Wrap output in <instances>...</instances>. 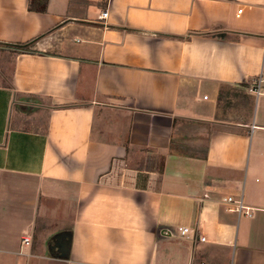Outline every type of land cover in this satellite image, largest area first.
I'll return each instance as SVG.
<instances>
[{
    "label": "crops",
    "instance_id": "0c3cea01",
    "mask_svg": "<svg viewBox=\"0 0 264 264\" xmlns=\"http://www.w3.org/2000/svg\"><path fill=\"white\" fill-rule=\"evenodd\" d=\"M87 4L0 0V264H264V0Z\"/></svg>",
    "mask_w": 264,
    "mask_h": 264
},
{
    "label": "rangeland",
    "instance_id": "374dc122",
    "mask_svg": "<svg viewBox=\"0 0 264 264\" xmlns=\"http://www.w3.org/2000/svg\"><path fill=\"white\" fill-rule=\"evenodd\" d=\"M2 47L6 48L5 46H0V74L3 72L4 73L8 72L10 74V72H9L10 69L9 70L6 69V66L4 64H7L9 66V64L11 62V55L5 54ZM35 115L41 117L42 115H44V113L38 111ZM39 205H40V212L42 214L45 213L46 209H49V211L51 210V212H53L54 215L73 216L74 212L76 210L75 197H73V196H70L69 198L64 197L61 199L53 200L52 202H48L43 198L40 201ZM61 211H63L64 214L60 215L59 212H61ZM62 222H63L62 220H54L53 221V225L50 228V230L53 232V234H57L60 231V229L63 227ZM46 223H47L46 220H42V219L40 220L38 229L36 230V232H34L36 239H40L44 236L46 228L48 227V226H45V225H48ZM66 224H67V222H66ZM45 236H46V234H45Z\"/></svg>",
    "mask_w": 264,
    "mask_h": 264
},
{
    "label": "trees",
    "instance_id": "16d2710c",
    "mask_svg": "<svg viewBox=\"0 0 264 264\" xmlns=\"http://www.w3.org/2000/svg\"><path fill=\"white\" fill-rule=\"evenodd\" d=\"M89 0H70V3H80L87 6ZM49 0H29V9L30 10H37V11H46L48 8ZM43 36L33 37L26 41H19V42H3L0 41L1 46H5L7 49H10L14 53H35L38 52L37 44L38 41Z\"/></svg>",
    "mask_w": 264,
    "mask_h": 264
},
{
    "label": "built area",
    "instance_id": "2783aa9c",
    "mask_svg": "<svg viewBox=\"0 0 264 264\" xmlns=\"http://www.w3.org/2000/svg\"><path fill=\"white\" fill-rule=\"evenodd\" d=\"M242 8L239 9V12H242ZM109 12L108 10H105L102 15H101V18H106L108 16ZM262 79H257L255 85L253 86L252 90L255 91L257 94H261L263 93V89H262ZM206 98L208 97V95L205 96ZM228 202H232L235 204V206H231L230 207V210H233V211H237L239 213H242V212H245L246 214H250V208L248 206H246L244 203H243V200H237V199H234L233 197H228ZM170 234H172V230L171 229H168L167 230ZM190 231V228L189 227H180L179 228V232L180 234H187L188 232ZM205 237L203 236L202 237V240H204ZM22 242L26 245H30L31 244V237L30 236H24L23 239H22Z\"/></svg>",
    "mask_w": 264,
    "mask_h": 264
},
{
    "label": "water",
    "instance_id": "95a60500",
    "mask_svg": "<svg viewBox=\"0 0 264 264\" xmlns=\"http://www.w3.org/2000/svg\"><path fill=\"white\" fill-rule=\"evenodd\" d=\"M49 248L51 251L56 252L57 256H69L70 255V247L68 244L65 243V241L57 240L56 244H49Z\"/></svg>",
    "mask_w": 264,
    "mask_h": 264
}]
</instances>
